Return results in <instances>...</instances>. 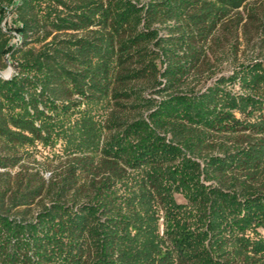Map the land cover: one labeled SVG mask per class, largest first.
Wrapping results in <instances>:
<instances>
[{
	"label": "trees",
	"instance_id": "16d2710c",
	"mask_svg": "<svg viewBox=\"0 0 264 264\" xmlns=\"http://www.w3.org/2000/svg\"><path fill=\"white\" fill-rule=\"evenodd\" d=\"M263 45L264 0H0V264H264Z\"/></svg>",
	"mask_w": 264,
	"mask_h": 264
},
{
	"label": "rangeland",
	"instance_id": "374dc122",
	"mask_svg": "<svg viewBox=\"0 0 264 264\" xmlns=\"http://www.w3.org/2000/svg\"><path fill=\"white\" fill-rule=\"evenodd\" d=\"M239 10H241V12H242V14H243V16L245 17V13L242 11V8H240ZM239 36H240V38H239V45H238V57H240V56H242V53L244 52V51H246V52H250V49L249 48H246V41L244 40V37H242V35H241V32L239 31V34H238ZM253 40V39H252ZM252 43V41L250 42V44ZM252 44H254V43H252ZM257 46H258V44H257ZM256 46V47H257ZM260 47H257L256 48V50H258ZM261 48H263L264 49V45L261 47ZM223 69L222 70H224V71H226V72H229L230 71V69H231V64H229V63H226V62H224L223 63ZM49 174V172H47V174H46V176ZM31 208H33V206L31 207Z\"/></svg>",
	"mask_w": 264,
	"mask_h": 264
},
{
	"label": "water",
	"instance_id": "95a60500",
	"mask_svg": "<svg viewBox=\"0 0 264 264\" xmlns=\"http://www.w3.org/2000/svg\"><path fill=\"white\" fill-rule=\"evenodd\" d=\"M12 73V70H11V68L10 67H8L7 69H6V71L4 72V77H9V75Z\"/></svg>",
	"mask_w": 264,
	"mask_h": 264
}]
</instances>
